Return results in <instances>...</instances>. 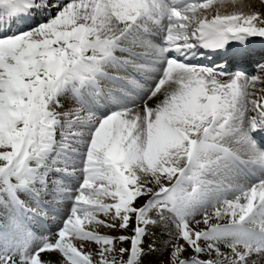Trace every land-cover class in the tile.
<instances>
[{"label":"snow or ice","instance_id":"obj_1","mask_svg":"<svg viewBox=\"0 0 264 264\" xmlns=\"http://www.w3.org/2000/svg\"><path fill=\"white\" fill-rule=\"evenodd\" d=\"M0 264H264V0H0Z\"/></svg>","mask_w":264,"mask_h":264}]
</instances>
